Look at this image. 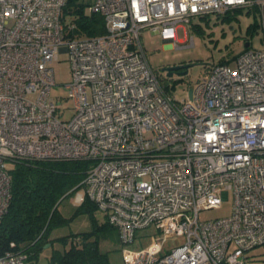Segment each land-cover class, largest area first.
<instances>
[{
  "label": "built area",
  "instance_id": "1",
  "mask_svg": "<svg viewBox=\"0 0 264 264\" xmlns=\"http://www.w3.org/2000/svg\"><path fill=\"white\" fill-rule=\"evenodd\" d=\"M66 2L0 0V224L11 163L84 159L95 162L85 194L124 243L156 230L147 246L123 249L125 264H246L264 246V49L208 65L178 99L151 66L141 31L177 43L196 16L249 8L264 32V0H93L106 33L83 37L63 20ZM62 53L73 76L70 120L51 96ZM230 194L229 216L201 219ZM27 260L21 250L0 253V264Z\"/></svg>",
  "mask_w": 264,
  "mask_h": 264
},
{
  "label": "rangeland",
  "instance_id": "2",
  "mask_svg": "<svg viewBox=\"0 0 264 264\" xmlns=\"http://www.w3.org/2000/svg\"><path fill=\"white\" fill-rule=\"evenodd\" d=\"M93 2V0H91ZM87 14H92L90 4L86 7ZM188 34L183 28L179 29V42H166L159 31L144 28L141 38L147 52L149 62L159 74L163 85L178 99L189 98V90L207 74L208 65L222 61L235 65L236 56L243 51L245 43L250 42V47L264 49L263 29L257 22L254 11L249 8L239 9L232 13L219 15L196 16L190 25H187ZM179 63L192 64L185 75L174 74L168 76L164 68ZM55 85L51 88L52 98L60 103L58 115L70 120L74 115V99L70 96L68 84L73 76L71 63L67 53H62L60 59L53 64ZM90 161V166L94 165ZM85 190L67 195L60 203V210L66 216L75 214L71 222L65 227L53 231L52 236H60L70 232L78 233L94 229L98 225L106 224L100 231V247L107 252L111 264H125L123 249H140L151 242V234L155 233L154 227L140 229L134 242L124 243L121 239L119 228L107 222L106 214L98 208L82 207ZM233 196L223 200L219 207L202 210L201 219L213 220L229 216L233 209ZM56 247H59L57 244ZM47 249L41 255V261L46 262ZM51 251V250H50ZM25 264H35L29 259ZM246 264H264V246H259L247 253Z\"/></svg>",
  "mask_w": 264,
  "mask_h": 264
},
{
  "label": "trees",
  "instance_id": "3",
  "mask_svg": "<svg viewBox=\"0 0 264 264\" xmlns=\"http://www.w3.org/2000/svg\"><path fill=\"white\" fill-rule=\"evenodd\" d=\"M89 4L91 0L66 2L63 20L75 22L72 34L76 36L106 33L104 17L87 14ZM89 168L90 160L84 159H25L11 163L12 198L0 224V253L21 250L35 264H111L109 254L100 247V231L106 224L90 231L52 236L54 230L65 227L74 218L75 214L64 215L59 206L65 196L84 189ZM82 207L97 208L87 194ZM47 249L51 250H48L50 254L46 256V262H42L41 255Z\"/></svg>",
  "mask_w": 264,
  "mask_h": 264
},
{
  "label": "water",
  "instance_id": "4",
  "mask_svg": "<svg viewBox=\"0 0 264 264\" xmlns=\"http://www.w3.org/2000/svg\"><path fill=\"white\" fill-rule=\"evenodd\" d=\"M250 47V42L245 43V48ZM192 64H180V65H173L164 68L168 72V76H172L174 71H177V74L179 75H185L188 73L189 68Z\"/></svg>",
  "mask_w": 264,
  "mask_h": 264
},
{
  "label": "flooded vegetation",
  "instance_id": "5",
  "mask_svg": "<svg viewBox=\"0 0 264 264\" xmlns=\"http://www.w3.org/2000/svg\"><path fill=\"white\" fill-rule=\"evenodd\" d=\"M180 64H188V63H179V64H175V65H180ZM174 74H177V71H174V72H173V75H174Z\"/></svg>",
  "mask_w": 264,
  "mask_h": 264
},
{
  "label": "crops",
  "instance_id": "6",
  "mask_svg": "<svg viewBox=\"0 0 264 264\" xmlns=\"http://www.w3.org/2000/svg\"><path fill=\"white\" fill-rule=\"evenodd\" d=\"M47 247H49V245H47ZM50 254V252L48 251V254L47 255H49Z\"/></svg>",
  "mask_w": 264,
  "mask_h": 264
}]
</instances>
